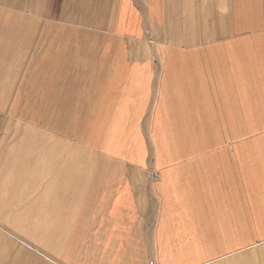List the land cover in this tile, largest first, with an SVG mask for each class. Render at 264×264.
I'll return each mask as SVG.
<instances>
[{"label": "crops", "instance_id": "1", "mask_svg": "<svg viewBox=\"0 0 264 264\" xmlns=\"http://www.w3.org/2000/svg\"><path fill=\"white\" fill-rule=\"evenodd\" d=\"M149 32L157 36L149 41L155 56L141 45ZM7 80H20L18 89L1 91ZM42 80L48 91L38 93L46 92L48 110L87 115L78 122L73 115V123L85 124L82 130L74 124L73 140L54 135L44 143L39 130L22 128L37 135L32 163L29 151L17 150L19 134L16 148L10 142L1 152L0 175L17 171L26 181L18 188L35 191L21 196L26 218L20 222L42 225L45 218L74 232L67 209L77 205H58L43 192L73 173V158L82 168L85 142L96 149L106 143L135 164H144L149 150L157 172L151 187L157 256L174 257L172 264L211 263L264 237V0H0V141L12 96ZM46 143L44 177L52 175L55 184L40 191L29 172ZM112 188L94 187L96 193ZM119 192L111 202L100 195L99 206L108 211L94 231L102 235L110 224L109 239L115 226L118 234L120 224L133 222L128 195ZM79 214L78 232L87 234L92 215L87 209ZM55 227L45 229L48 239L57 238Z\"/></svg>", "mask_w": 264, "mask_h": 264}, {"label": "rangeland", "instance_id": "2", "mask_svg": "<svg viewBox=\"0 0 264 264\" xmlns=\"http://www.w3.org/2000/svg\"><path fill=\"white\" fill-rule=\"evenodd\" d=\"M240 23H243V17ZM150 40H157V36L154 32L147 33L144 42H142L141 45L143 49H145L144 51L147 55L155 56V50L152 48V45L149 44ZM30 58L31 55L28 53L24 56V59H26L23 66V68H25L24 70L27 69L28 65L30 66ZM158 69V60L155 58L152 63L154 77L155 72H157ZM87 70L92 71V68L86 69V71ZM40 72L41 76L46 74V72L43 73L41 70ZM24 74H26V71H24V73L22 72V76ZM36 81L38 80H35V82ZM42 81L43 82H40L39 87L34 85V87H31V90H24V95L17 96V93H15L16 96H12L10 102L11 104L13 103V111L7 112L9 118L7 125L8 129L6 133L4 132L5 134H3L0 141V155L2 151L4 152V148L12 142L10 147L13 148L16 144L17 150L21 147L19 151L25 153L29 151L28 155L31 157L28 158V162H33L31 153H35L37 149H35V143L32 141L37 138V135L27 133L28 131L26 130L23 131L24 133H21L23 130L22 128L36 131L39 130V135H43L44 138H47V140L44 141L45 143L50 141L48 138L55 137L54 135L57 137L61 135L62 137H66V139L73 140L72 128L74 124L75 127L78 126V128H80L79 130H82L85 126L84 123L77 124L72 121L74 117L73 115L75 114V121L78 122L80 119L85 120L87 111L80 114L72 113L70 115V113L64 109L58 108L57 112L51 111V109L48 110V96H46V92L38 93L44 88L47 89L45 87L46 85L43 87V83L46 84L45 82L47 80ZM29 82L30 80H27L26 85H28ZM5 83V88L3 87L1 91H15L19 87L20 80H7ZM10 83L13 84L12 88L9 87ZM244 114L245 113L243 112V117H245ZM250 114L252 113L248 112L247 115L249 116ZM13 120L22 124L17 125L13 123ZM77 131V128L74 129V132ZM17 135L18 138H20L15 143ZM79 135H81V131L77 133V136ZM73 142L71 144L77 145ZM47 146V143L44 145L41 144L37 155L40 159L34 163L33 168L30 169L29 172L30 181L35 183L36 186L41 184L40 191L43 190V187H53L55 184V177L52 175L47 174L46 177H44L47 162L46 160L43 161V157L47 154ZM103 146H99L96 149L94 145L87 146L85 142L84 147L82 148L88 152V155L83 151L82 155H84L83 158L85 161L83 162V165H81L82 168L78 166L79 164H76V159L73 158L71 163L73 173H71L69 177L67 174L63 176L59 182L60 186L56 187V189H45V192H43L45 193L44 199H48V195L52 194L49 199L52 200L54 197V202L58 203V205H62L64 202L67 205L70 203L72 205H77V207H68L67 209L73 213L70 227L71 231L74 230V232H66V230L60 228L64 227L63 223H48L49 221L45 218H42L43 222L40 223L42 225H38V223H35L34 225V223L25 224L24 222H20L22 219L26 218L25 216L20 215L22 212L21 210H23L24 207V205L22 207L21 196L26 194H28V196H34L35 191L32 192L33 189L28 187L26 189V194H24V188L18 187L19 183L22 185L26 182L25 176H23L22 179V176L19 177L17 171L12 172L11 170L8 172L6 169H3V175H0V264L173 263L174 257L166 255L157 256L155 254L154 229L156 225L157 199L151 191V187H153V183L157 178V172L154 169L152 159L149 156V150L146 153L145 161H142L144 164H135L130 160L122 159L121 156H119V153L113 154L111 148L112 145H108L107 148V144L105 143ZM64 148L65 147L62 148V151H64ZM145 148L146 144H144V149ZM74 151L75 150L73 149L68 152L74 154ZM15 152L16 151H12L11 153ZM78 152L79 151L76 152V157H79ZM24 157L26 156L24 155ZM86 160H88L87 165H84ZM22 161L23 160H20V167L23 170ZM85 166H87V168H85ZM1 171L2 170H0V172ZM79 171H86L87 175L81 177ZM57 179H59V176H57ZM39 180L41 182H38ZM16 184H18V186H15ZM67 184L68 186L71 185V187H67L66 190L65 187H61L62 185L67 186ZM94 187L113 188L112 190H103L96 193ZM119 190L123 192V194L128 195L130 205H132V208H130L129 211L133 222H130L128 225L125 223L120 224L118 234L114 229L116 228L115 226L112 229L115 233L107 234L111 237L109 239L105 237V230L106 227L108 228L111 226L110 224L103 227L104 230H101V233H103L102 235L94 231L101 227L98 221L101 220L102 213H104L105 216L106 211H108L107 207L101 208L99 206L102 200L100 195L104 196L107 202H109L111 200L110 195L120 193ZM107 195L108 197H106ZM81 202L88 204L89 207L87 208L85 206L86 208H79ZM27 209H29V207ZM86 209L88 210L89 215H92L90 218L91 221L88 225L87 234L85 232L80 234L78 232L80 228L79 221L82 217L79 213L81 211H86ZM49 210L50 209L48 208H44L45 213ZM117 210L120 212L121 208ZM54 214L57 215L58 213L55 212ZM66 215L67 214L65 213H59L57 217L59 218ZM40 216L43 215L41 214ZM126 220L127 219L125 218L124 221L126 222ZM50 221H53V218L50 219ZM48 226L53 228L56 226L54 232L52 231L57 237L55 240L47 238L48 235L52 236V234L45 231ZM42 227L43 229L41 230L40 228ZM67 237L69 238L66 239ZM247 241L249 244L243 247V250L220 258L214 262H207L204 264H264V237Z\"/></svg>", "mask_w": 264, "mask_h": 264}]
</instances>
